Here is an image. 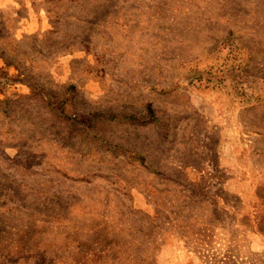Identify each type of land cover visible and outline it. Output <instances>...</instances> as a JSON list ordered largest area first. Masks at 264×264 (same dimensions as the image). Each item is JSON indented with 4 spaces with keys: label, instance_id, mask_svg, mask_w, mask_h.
I'll list each match as a JSON object with an SVG mask.
<instances>
[{
    "label": "rangeland",
    "instance_id": "1",
    "mask_svg": "<svg viewBox=\"0 0 264 264\" xmlns=\"http://www.w3.org/2000/svg\"><path fill=\"white\" fill-rule=\"evenodd\" d=\"M262 179L264 0H0V264H264Z\"/></svg>",
    "mask_w": 264,
    "mask_h": 264
},
{
    "label": "trees",
    "instance_id": "2",
    "mask_svg": "<svg viewBox=\"0 0 264 264\" xmlns=\"http://www.w3.org/2000/svg\"><path fill=\"white\" fill-rule=\"evenodd\" d=\"M149 116L154 119L153 109L150 105L147 107ZM255 199L251 204L250 211L246 215V223L253 228V230L264 236V179H262L257 185L254 191Z\"/></svg>",
    "mask_w": 264,
    "mask_h": 264
}]
</instances>
